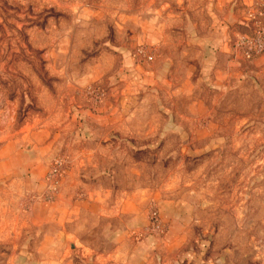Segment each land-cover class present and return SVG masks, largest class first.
I'll use <instances>...</instances> for the list:
<instances>
[{
  "label": "rangeland",
  "instance_id": "obj_1",
  "mask_svg": "<svg viewBox=\"0 0 264 264\" xmlns=\"http://www.w3.org/2000/svg\"><path fill=\"white\" fill-rule=\"evenodd\" d=\"M221 24L214 88L199 65ZM258 33L264 0H0V264H264V52L237 47ZM22 156L36 201L68 171L142 208L67 223L85 244L59 209L31 225Z\"/></svg>",
  "mask_w": 264,
  "mask_h": 264
},
{
  "label": "crops",
  "instance_id": "obj_2",
  "mask_svg": "<svg viewBox=\"0 0 264 264\" xmlns=\"http://www.w3.org/2000/svg\"><path fill=\"white\" fill-rule=\"evenodd\" d=\"M214 25V24H213ZM227 27L224 24L215 25L209 33V38L203 44V57H201L199 65V77L201 81L206 86L210 85L214 88L215 86H221L225 83L223 82L225 78V69H229L233 64L234 59L231 56V49L226 40ZM223 82V83H222ZM33 162V161H32ZM34 163L39 164V161L36 160ZM18 164L20 165L18 170L21 173V176L24 181L28 182L29 187H34V193L30 197H33L34 200L39 195H43L45 191V180L44 173L39 166H37L36 173H29L25 168L29 166V169L33 168L32 163H27L26 157L18 158ZM17 169V168H16ZM25 170V172H22ZM65 174V175H64ZM80 177L75 176L71 172L64 171L62 175V184L60 185L59 193L56 201H51L46 197V201H33L29 203L28 216L30 217L31 225H41L44 222H52L55 220L56 216L55 209H59L60 214V224L62 235L69 238L77 237V241L81 244L89 243V241L82 239L79 235L73 236L71 233L64 231L68 227L67 223L74 222L76 219L79 220L83 216L91 214L95 218H101V215L105 218H112L120 215H129V212H136L140 210L142 206H134L131 202H125L120 204L117 208V201L113 199L112 193L109 191L103 192L99 191L97 188H94L87 184L85 177L89 179H95V175L91 178L87 173H79ZM61 179V180H62ZM81 179V180H80ZM79 180V181H77ZM98 180V178H96ZM82 182V183H81ZM78 183L81 186L78 187ZM94 185V184H93ZM96 186V185H95ZM28 197V198H30ZM112 201H114L112 203ZM141 207V208H140ZM130 210V211H129ZM27 213V212H26ZM58 218V217H57ZM66 224V226H65ZM47 237V236H45ZM48 238H44L42 243L47 242ZM108 254V255H106ZM101 255L110 259H113L114 255L105 253Z\"/></svg>",
  "mask_w": 264,
  "mask_h": 264
},
{
  "label": "built area",
  "instance_id": "obj_3",
  "mask_svg": "<svg viewBox=\"0 0 264 264\" xmlns=\"http://www.w3.org/2000/svg\"><path fill=\"white\" fill-rule=\"evenodd\" d=\"M237 47H239L244 58L251 59L264 52V36L258 33L255 37L243 38L237 43ZM61 164L62 162L55 164V167L51 170L50 178H55Z\"/></svg>",
  "mask_w": 264,
  "mask_h": 264
}]
</instances>
